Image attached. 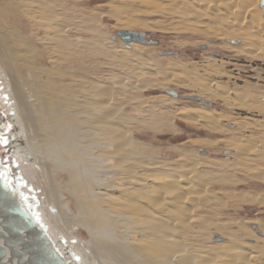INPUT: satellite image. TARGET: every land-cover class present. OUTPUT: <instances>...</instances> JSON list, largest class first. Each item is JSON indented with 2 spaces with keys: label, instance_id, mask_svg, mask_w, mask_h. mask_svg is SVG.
<instances>
[{
  "label": "bare ground",
  "instance_id": "6f19581e",
  "mask_svg": "<svg viewBox=\"0 0 264 264\" xmlns=\"http://www.w3.org/2000/svg\"><path fill=\"white\" fill-rule=\"evenodd\" d=\"M261 1L118 0L106 6L116 28L169 32L173 27L146 17L177 19L184 22L183 30L238 40L232 45L238 53L264 61ZM76 12L69 0H0V92L14 112L26 190L35 183L47 188L48 193L41 189L30 198L60 248L77 264H264V219L202 214L228 201L264 208V194L222 187L239 185L223 173L231 169L264 183V135H232L249 127L264 129V120L231 119V137L220 142L227 147L224 154L238 161L197 159L183 143L176 146L177 157L157 158L159 148L139 137L146 129L173 128L175 116L221 130L217 122L223 115L184 107L170 117L154 112L155 98L141 92L167 81L157 80L161 71L146 70L151 65L142 54L145 47H117L100 24L102 12ZM110 59L122 74L103 73ZM206 86L204 93L211 91ZM229 91L217 96L227 100ZM231 93L235 105L264 111ZM245 159L255 160V167L245 169ZM201 162L221 175L202 173ZM215 183L218 190L212 188ZM50 205L57 209L55 216L48 213ZM59 223L88 232L98 263L87 261L82 247L80 254L74 246L71 252L59 239ZM212 237L217 242L211 243Z\"/></svg>",
  "mask_w": 264,
  "mask_h": 264
},
{
  "label": "rangeland",
  "instance_id": "374dc122",
  "mask_svg": "<svg viewBox=\"0 0 264 264\" xmlns=\"http://www.w3.org/2000/svg\"><path fill=\"white\" fill-rule=\"evenodd\" d=\"M117 1L118 0H69L74 10L78 11L76 14L102 12L103 14L99 17L100 24L108 35L109 40L118 44L117 47L122 45L125 49H130L134 44H138L143 48L145 47L142 54L148 59L151 65L150 70H146L152 73L161 71L157 76V78L159 77L157 80L164 79L162 81H167L166 86L162 88L157 87L141 92L143 97L155 98L156 103L153 105V111L157 114L160 113L165 116H172L175 111L184 107L186 109H206L215 114L223 115L217 122V126L221 130L214 131L208 127L181 120L173 115L172 122L174 131L173 128H168L161 124L160 126L158 125L159 129L156 130L157 133L146 129L147 131H143L145 132L144 134L139 135L140 139L150 146L159 148L156 153L159 159L165 156L170 159L177 157L178 150L176 146L182 145L183 143L184 146L182 145L181 147L184 148L186 153L193 154L197 159L202 157L201 159L208 160V162L214 159L238 161L239 159L237 157H228L224 154L227 147L223 146L224 144L220 142L221 139H229L231 137V134L228 133L227 130L234 129V126L231 124L232 120L249 118L251 120L256 119L263 121L264 111H259L256 108H251L250 110L235 105L234 103H236L237 100H231L233 99L231 92L239 93L236 99L241 103L246 105L253 104L255 107L264 108V61L238 53L232 47L233 44L239 42L238 40H234L233 38L225 40L215 35H201V33L183 30L184 28L182 27H184V22L177 19L146 17L152 21L159 20L166 27H173V29H171L172 31L169 32L152 31L143 28H132L128 31L116 28L115 19L113 15L107 11L108 6L106 5H108L109 2L113 3ZM261 3L264 5V1H261ZM204 21L206 22V20ZM111 61L112 59L107 61V65L103 66L104 69L101 68L103 69V73L106 74L107 77L114 76V74H122L124 72L122 68L110 63ZM175 77L180 80H175ZM204 86L209 87L211 91L207 90L208 93H204L202 91L205 89ZM226 90H230L229 99L227 98L226 100L217 96L218 94L222 95ZM207 94L212 96L209 97ZM0 96L1 98L3 97L2 100L5 101L6 98H4V94L0 92ZM206 102L209 104H206ZM6 109L12 112L11 107H6ZM232 135L236 137L235 139L251 136L253 138H259V136L261 137V135H264V129L249 127L240 133H232ZM262 137L264 138V136ZM259 144L263 145L264 143L262 144L261 142ZM261 145H258L257 148H262ZM241 161L243 162V166L245 165V169H251L252 166L255 167V160L245 159ZM251 163L254 164L251 165ZM197 169L202 173L211 171V173L221 175L220 171H216L213 166L207 165V163L201 162ZM211 173L207 175L210 176ZM223 173H225L227 177H230L233 182L237 181L239 183L238 186L224 183L222 186L224 189L228 187V189L246 193L264 194V183L250 177L248 174L236 172L232 169ZM213 187L214 190H218L217 188L220 187V184L215 183L212 185V188ZM41 189L48 193L44 184L35 183V186L31 187L32 191L30 190L31 192H29V194L32 193L31 195L36 197L37 193L42 191ZM64 197L66 199L69 198L67 195ZM73 204V202L69 203L71 213L75 212V205ZM48 213L55 216V214H57V209L50 205L48 207ZM202 214L207 216L214 215L213 217L216 216L215 218L218 220H231L233 218L264 219V208L252 204L245 205L243 203L228 201L225 205H221L216 209L204 208ZM56 227L59 231L58 234L60 233L59 239L68 244L71 252H79L82 247L84 250L80 251L82 252L81 255H83L86 260L88 258L91 263H98L99 258H96V256L91 253L89 248L90 245L87 243V239L89 238L88 232L82 227L70 231L67 227H62L60 223L57 224ZM70 235H72L71 238L69 237ZM215 239L216 237H212L210 242H217ZM75 243L80 247H78L77 244L75 245ZM73 246L76 247V249ZM71 248H74L75 251Z\"/></svg>",
  "mask_w": 264,
  "mask_h": 264
},
{
  "label": "water",
  "instance_id": "95a60500",
  "mask_svg": "<svg viewBox=\"0 0 264 264\" xmlns=\"http://www.w3.org/2000/svg\"><path fill=\"white\" fill-rule=\"evenodd\" d=\"M2 99L0 96V132L8 143L0 144V160L8 167L7 180L0 177V264H77L60 248L26 190L17 162L19 135L14 112L6 109L8 99ZM0 171H4L3 165Z\"/></svg>",
  "mask_w": 264,
  "mask_h": 264
},
{
  "label": "snow or ice",
  "instance_id": "6c2138e0",
  "mask_svg": "<svg viewBox=\"0 0 264 264\" xmlns=\"http://www.w3.org/2000/svg\"><path fill=\"white\" fill-rule=\"evenodd\" d=\"M10 127V125L8 126ZM8 143V139L6 137V135L3 132H0V144L6 145ZM0 165H3L4 171H0V177L5 178V180H7L6 177V171H7V163L3 160H0Z\"/></svg>",
  "mask_w": 264,
  "mask_h": 264
}]
</instances>
